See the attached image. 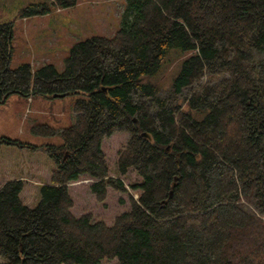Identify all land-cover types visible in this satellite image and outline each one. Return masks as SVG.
Here are the masks:
<instances>
[{
    "label": "trees",
    "instance_id": "trees-1",
    "mask_svg": "<svg viewBox=\"0 0 264 264\" xmlns=\"http://www.w3.org/2000/svg\"><path fill=\"white\" fill-rule=\"evenodd\" d=\"M124 3L115 34L76 42L61 72L11 69L12 23H0V103L13 93L87 97L62 143L46 146L56 167L37 204L23 202L21 179L0 186V264H264V0ZM174 54L184 57L161 97L157 76ZM116 131L129 134L116 172L138 174V198L111 225L76 217L68 184L79 176L95 180L98 201L107 187L126 191L101 149Z\"/></svg>",
    "mask_w": 264,
    "mask_h": 264
},
{
    "label": "rangeland",
    "instance_id": "rangeland-1",
    "mask_svg": "<svg viewBox=\"0 0 264 264\" xmlns=\"http://www.w3.org/2000/svg\"><path fill=\"white\" fill-rule=\"evenodd\" d=\"M124 5V0H76L75 4L67 7H62L55 0H0V23H12L9 67L15 69L22 63H28L37 69L52 64L61 72L63 60L76 42L94 35L111 37L115 34L121 26ZM184 55L170 56L162 76H157L161 97L167 96L169 84ZM189 94L186 88L177 98L180 100ZM80 98L87 97L67 94L54 98L40 93L27 97L13 93L0 103V186L8 180L21 179L24 183L21 198L29 207L37 204L38 185L49 182L56 167L46 146L62 143L60 129L75 121L73 107ZM34 125H47L54 132L50 135L35 134L31 131ZM128 138V132L116 131L101 141L110 174L122 180L126 191L118 192L107 187L105 199L98 201L90 191L95 180L81 175L68 184L74 216L89 213L93 222L100 220L111 225L117 215L129 211V196L137 199L139 195L131 185L140 182L141 178L132 168L124 175L116 172L119 152ZM6 139L20 143H6ZM99 264H117V260L102 259Z\"/></svg>",
    "mask_w": 264,
    "mask_h": 264
},
{
    "label": "water",
    "instance_id": "water-1",
    "mask_svg": "<svg viewBox=\"0 0 264 264\" xmlns=\"http://www.w3.org/2000/svg\"><path fill=\"white\" fill-rule=\"evenodd\" d=\"M63 96H65V94H57V93H54L53 95H52V97H63ZM145 132H143V134H144Z\"/></svg>",
    "mask_w": 264,
    "mask_h": 264
},
{
    "label": "built area",
    "instance_id": "built-area-1",
    "mask_svg": "<svg viewBox=\"0 0 264 264\" xmlns=\"http://www.w3.org/2000/svg\"><path fill=\"white\" fill-rule=\"evenodd\" d=\"M263 218H264V216H263Z\"/></svg>",
    "mask_w": 264,
    "mask_h": 264
}]
</instances>
